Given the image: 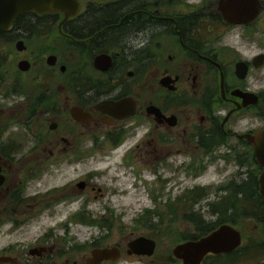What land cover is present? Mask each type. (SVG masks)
<instances>
[{
	"label": "flooded vegetation",
	"instance_id": "1",
	"mask_svg": "<svg viewBox=\"0 0 264 264\" xmlns=\"http://www.w3.org/2000/svg\"><path fill=\"white\" fill-rule=\"evenodd\" d=\"M78 1L77 13L63 22L61 12L29 10L0 30V229L13 234L56 204L85 208L100 195L99 236L69 246L48 230L26 245L0 248V256L10 257L0 264H89L91 250L105 248H116L117 258L96 264L133 258L182 264L173 255L172 263L156 257V224L165 214L184 222L192 215L188 208L203 202L219 225L240 231L241 242L229 252L207 253L200 264L215 257L242 264L252 251L260 256L261 226L241 208L256 207L251 213L264 222L261 169L242 135L264 128V0H255L256 15L242 23L224 17L221 0ZM108 152L120 157V174H129L130 161L143 154L153 167L175 173L199 176L216 161L223 166L213 185L197 183L164 200L166 208L187 213L161 210L166 194L160 190L152 209L105 243L123 213L111 208L119 202L111 198L114 190L103 192L95 182L103 171L86 165ZM179 156L188 161L177 163ZM228 158L236 169L221 174ZM242 223L257 229L243 244ZM140 236L154 241L151 255L128 247Z\"/></svg>",
	"mask_w": 264,
	"mask_h": 264
},
{
	"label": "rangeland",
	"instance_id": "2",
	"mask_svg": "<svg viewBox=\"0 0 264 264\" xmlns=\"http://www.w3.org/2000/svg\"><path fill=\"white\" fill-rule=\"evenodd\" d=\"M142 134L143 129L136 132L132 142L135 143L137 138ZM101 157V160L98 161L99 163L96 162L95 158L90 159L86 168H97L103 171L101 176L95 178V182L102 187L103 192L104 190H114V194L111 198L118 200L119 202H115V205L111 208L114 210L116 216L123 213L122 216L117 217L120 218L119 221L112 222V225L114 226L113 234L105 239V243L117 241L119 236L122 235V231L118 229L121 225L123 227L131 228L133 226V220L141 214L143 209H152L155 206L153 198L158 200L157 196L159 195L160 190H162V193L166 194V196L159 199L160 204L158 205H160L159 208L161 210L165 212L166 210L170 211L174 216L177 214L181 216L184 212L187 213L181 206L178 207L177 210L173 207L166 208L164 200H166L167 203L168 199H173L176 195L183 193L184 191L182 189H189L193 185H197V183L206 186L213 185L220 177L218 172L219 165L223 166L222 161H216L205 173H203V175L201 174L199 176L190 175L185 169L179 170L175 173V171L166 170L162 166L153 167L152 164L154 163H149L147 160L145 162V159L147 158L143 154L142 157H140L141 159L136 158L132 162L130 161V165L133 168H131L129 174H120L122 169H119L120 167H118V163L121 161L118 155H111V153L108 152L106 156L103 155ZM184 157L179 156L175 161H177V163L188 161L186 160L187 158ZM97 158L100 157L97 156ZM235 169L236 164L231 158H228L221 174L222 172L225 174L231 173ZM166 179H169L167 185L160 187L159 185L163 184V181ZM93 194L94 193H91V195ZM101 204L100 195L89 202L85 208H81L77 204H56L52 208V212H50L51 210L45 211L44 214L39 215L38 219L23 225L13 234H3L0 229V248L14 242L26 245L27 243L32 242L35 237L42 235V233L48 230L52 231L56 238H62L64 240L67 238L66 240L68 241L65 245L81 247L85 244L90 245V243L99 236V228L97 221L95 220H97V218L103 213ZM202 204L203 205L198 204L194 206V209L199 210L206 221L215 222L216 217L208 214L205 202ZM81 215L92 219H88L91 223L82 222L77 218H74L75 216L81 217ZM241 226L243 231V244L249 237H252V235L255 236L257 229H254L253 224L250 223H242ZM156 227L159 229V232H157L159 246L156 251V257H160V255L164 254L166 263H172L170 256H172V248L174 245L195 234V228L190 225V223L185 221L181 222L180 218L169 219L168 214H165L164 222L156 224ZM147 231L148 230L146 229V232ZM154 232H156V230ZM86 250L88 251L89 248H86ZM83 251H85V249L81 252ZM223 261V257L209 258L207 260V262L211 264H223ZM59 262H61V260ZM118 264L140 263L137 259L133 258L121 260ZM242 264L252 263L251 260L245 259Z\"/></svg>",
	"mask_w": 264,
	"mask_h": 264
},
{
	"label": "water",
	"instance_id": "3",
	"mask_svg": "<svg viewBox=\"0 0 264 264\" xmlns=\"http://www.w3.org/2000/svg\"><path fill=\"white\" fill-rule=\"evenodd\" d=\"M220 6L227 20L242 23L249 21L257 13L255 0H221ZM78 0H0V30L8 29L16 16L34 10L36 12H61L65 21L77 13ZM253 148L254 160L261 169L257 176L258 192L264 201V128L253 134L242 135ZM241 242L238 229L228 223H223L196 239L178 242L172 248V255L181 260L182 264H200L207 253L229 252ZM128 247L136 254L151 255L154 241L145 237H137L128 243ZM113 255L117 258L116 248L92 249L88 259L89 264H96L102 258ZM9 256H0V262L8 261Z\"/></svg>",
	"mask_w": 264,
	"mask_h": 264
},
{
	"label": "trees",
	"instance_id": "4",
	"mask_svg": "<svg viewBox=\"0 0 264 264\" xmlns=\"http://www.w3.org/2000/svg\"><path fill=\"white\" fill-rule=\"evenodd\" d=\"M205 192H208V191L206 190ZM184 196L190 197L189 194H186V193H184ZM208 207L209 206L207 205L206 208H208ZM254 208H256V207H246L245 209L241 208V211L243 210V212H247L246 214L244 213V215H246L247 217L255 218L256 221H258V224L261 226L262 233L264 234V222L259 221L257 219V215H254L253 213H251V210H253ZM259 209L264 214V201L262 202V205L259 207ZM188 210L192 213V215H190L189 219H186L185 221L190 223V225H192L195 228V234L191 237H188L185 240L196 239V238H198L204 234H207L209 231H211L212 229L217 227L222 222L219 219H217L215 222L206 221L203 214L201 212H199V210H195L194 206L189 207ZM211 211L215 212V209H212V207H211ZM77 219L79 221H82V222L91 223L88 221L89 218L82 216V215H81V217L78 216ZM89 220H92V219H89ZM259 248L263 249L262 254H260V256L257 255L258 252L255 253V251H252V253H250L248 256L249 260H251L252 262L257 263V264H260L261 258L264 259V245L260 246Z\"/></svg>",
	"mask_w": 264,
	"mask_h": 264
}]
</instances>
